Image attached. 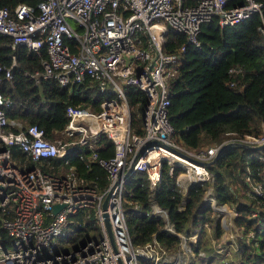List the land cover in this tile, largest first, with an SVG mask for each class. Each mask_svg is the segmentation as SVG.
<instances>
[{
	"label": "built area",
	"instance_id": "1",
	"mask_svg": "<svg viewBox=\"0 0 264 264\" xmlns=\"http://www.w3.org/2000/svg\"><path fill=\"white\" fill-rule=\"evenodd\" d=\"M254 13L260 18L258 31L264 42L258 0H37L34 4L18 3L13 11L1 6L0 33L10 37L11 47L24 44L36 53L46 51L43 77H53L63 87L86 84L90 88L93 81L107 96L99 103V110L68 104L67 122L60 131L67 139L51 141L38 125L22 127L19 121L8 119L1 105L9 100L0 93V142L5 144L0 147V230L6 236L3 241L0 235V264H138L140 258L152 264H172L167 263V252L155 239L142 247L132 245L123 210L126 181L134 173H143L153 190L162 163L169 166L170 174L178 164L181 170L174 182L184 197L190 185L211 180L207 166L222 145L229 141L250 147L264 143V120L257 135L233 136L204 147L189 148L175 140L167 118L168 84L183 46L165 51V33L174 29L197 46L201 23L215 18L222 26ZM5 75L10 76V68L5 69ZM127 85L147 96L138 112L141 132L131 127V114L137 106L131 107L127 101ZM8 126L21 128L13 131ZM100 133L114 145L109 157L99 156L94 149L88 156L106 170L107 185L102 191L67 160L51 173L37 164H19L9 149L16 144L29 162H39L64 157L75 144L84 145ZM256 156L264 164V152ZM244 181L246 194H262L247 170ZM185 182L188 184L182 192L180 186ZM203 200L213 212L228 215L227 205L216 204L209 188ZM57 204L62 207L54 213ZM80 212L85 217L93 215L99 237L73 248L69 239L81 228L75 218ZM151 215L167 219L165 211L155 205ZM165 229L172 232L167 224ZM190 237L194 241L196 233ZM249 237L245 235L243 242ZM218 239H212V248L222 254L223 242Z\"/></svg>",
	"mask_w": 264,
	"mask_h": 264
},
{
	"label": "trees",
	"instance_id": "2",
	"mask_svg": "<svg viewBox=\"0 0 264 264\" xmlns=\"http://www.w3.org/2000/svg\"><path fill=\"white\" fill-rule=\"evenodd\" d=\"M36 1L0 0V7L13 11L18 3L34 4ZM239 1L234 0L235 3ZM258 1L264 18V0ZM259 24L260 18L255 13L222 26L212 18L200 24L197 46L186 42L182 33L170 28L166 30L162 45L165 51L183 46L174 66L176 73L168 84L167 118L175 140L186 147L199 148L233 136L260 133L264 120V42L258 31ZM47 58L43 49L36 53L24 44L12 48L10 37L0 33V93L9 100L1 108L8 119L19 121L22 127L36 124L43 128L45 138L64 140L67 137L60 131L67 122L66 106L80 104L99 110V103L107 93L99 91L93 81L90 88L86 84L63 87L55 78L43 77L42 62ZM6 68H10L9 77L5 75ZM125 93L129 105L137 106L131 114V127L141 132L138 112L145 106L147 96L133 85L125 86ZM7 128L18 131L21 127ZM1 146L5 144L0 142ZM9 149L13 160L19 164H37L51 173H56L57 165L67 160L80 176L102 191L107 185L106 170L88 160V156L94 149L99 156L109 157L113 155L114 145L107 135L100 133L84 145L75 144L74 150L64 157L39 162H29L26 153L16 144L9 145ZM261 152L264 147L250 149L227 144L207 166L211 180L190 185L184 197L174 182L175 175L181 170L178 164L172 167L170 174L169 166L162 163L159 182L153 190L149 189L143 173L132 174L125 184L123 204L132 245L142 247L155 239L169 252L178 248L181 242L178 235L188 239L196 233L194 242L188 244L193 254L189 264H264V164L256 156ZM50 164L55 166L50 167ZM246 170L260 185L261 195L246 194ZM208 188L216 204H226L234 209L233 222L239 236L247 233L252 236L248 242L235 237V248L224 247L222 254L215 253L207 239V245L201 242L207 234L204 226L210 227L211 223L212 210L203 200ZM153 205L165 211V221L151 215ZM75 218L80 221L81 228L74 239H69L71 247L88 239H98L92 214L85 217V213L80 212ZM166 224L172 232L165 229ZM211 229L210 239H218L221 235L219 226L214 224ZM0 235L5 241L3 230ZM138 264L152 262L140 258Z\"/></svg>",
	"mask_w": 264,
	"mask_h": 264
},
{
	"label": "rangeland",
	"instance_id": "3",
	"mask_svg": "<svg viewBox=\"0 0 264 264\" xmlns=\"http://www.w3.org/2000/svg\"><path fill=\"white\" fill-rule=\"evenodd\" d=\"M187 184L188 183L185 182L180 186L182 192L185 191ZM227 209L229 211L228 215L224 213H217L216 211L215 212L212 211L210 215L211 218L210 227L213 228L214 224H217L219 226V229L221 230V236L218 240L222 239L223 243H221V245H223V249L224 247L235 248L234 238L239 236L235 224L233 222L236 213L234 212V209L229 205H227ZM224 220L226 221V224L224 223ZM229 223L231 225H229ZM210 227H208V230L206 229L207 234L201 238V242L203 245H207L206 244V239H207L208 244L210 245V247H212L211 244L212 239H210V233L212 229ZM247 234L250 236L249 233ZM230 236H232L233 238L230 239L229 238ZM239 237L241 241L245 240L244 239L245 235L244 236L240 235ZM250 238L251 237L248 238V241L250 240ZM193 239L194 238L192 237H190V239H185V238L184 240L181 239V242L176 250L169 252L167 251L166 253V259L168 258L167 263L170 262L172 264H189V262L193 260V254L191 253L188 244H190V242L191 243L194 242ZM231 240H233V242H231ZM227 242H230L228 246L226 245ZM228 257H230V253ZM227 260L228 259H225V261Z\"/></svg>",
	"mask_w": 264,
	"mask_h": 264
},
{
	"label": "water",
	"instance_id": "4",
	"mask_svg": "<svg viewBox=\"0 0 264 264\" xmlns=\"http://www.w3.org/2000/svg\"><path fill=\"white\" fill-rule=\"evenodd\" d=\"M230 145V144H234V145H236V146H240V147H246V148H250V149H259V148H261V147H263L264 146V143H262V144H260V145H257V146H248V145H246V144H243V143H239V142H236V141H229V142H227L226 144H224V145H222L221 147H220V149L215 153V155H214V157L211 159V161H210V163L215 159V157H216V155L219 153V151L224 147V146H226V145ZM61 207H62V205H59V204H57V205H55L54 207H53V212L54 213H56L57 211H59L60 209H61Z\"/></svg>",
	"mask_w": 264,
	"mask_h": 264
},
{
	"label": "clouds",
	"instance_id": "5",
	"mask_svg": "<svg viewBox=\"0 0 264 264\" xmlns=\"http://www.w3.org/2000/svg\"><path fill=\"white\" fill-rule=\"evenodd\" d=\"M262 148V147H261ZM260 149V148H259Z\"/></svg>",
	"mask_w": 264,
	"mask_h": 264
}]
</instances>
